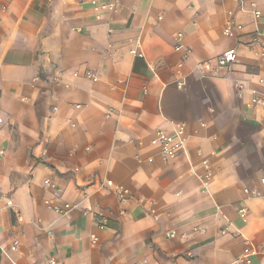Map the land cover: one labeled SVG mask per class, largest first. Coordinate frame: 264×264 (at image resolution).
<instances>
[{"label":"crops","instance_id":"crops-1","mask_svg":"<svg viewBox=\"0 0 264 264\" xmlns=\"http://www.w3.org/2000/svg\"><path fill=\"white\" fill-rule=\"evenodd\" d=\"M120 1L98 18L92 0H0V264H240L244 238L264 264V200L244 192L264 175V106L251 104L252 88L264 94L251 44L256 32L264 40V0L258 20L238 0ZM229 18L244 26L235 37ZM179 32L192 50L183 88ZM233 47L230 70L198 67ZM180 123L186 148L165 162L152 138ZM108 178L132 196L100 188ZM47 179L78 206L48 208L59 201Z\"/></svg>","mask_w":264,"mask_h":264},{"label":"built area","instance_id":"built-area-1","mask_svg":"<svg viewBox=\"0 0 264 264\" xmlns=\"http://www.w3.org/2000/svg\"><path fill=\"white\" fill-rule=\"evenodd\" d=\"M242 4V10H246L250 12L253 16V19L258 20L263 17V11L260 9L257 0H238ZM93 7L97 12V17H100L99 12L101 10H108L111 12H117L121 6L120 0H106L105 2H98L97 0H92ZM246 4H248V8H245ZM232 13V12H230ZM244 28L243 24L236 23L232 18H229L224 24V34L229 37H235L237 34ZM251 44L253 46L254 52L262 59H264V40L261 38V34L256 32L254 36H252ZM176 50L181 51L183 54L182 59L178 62L175 69V84L178 88H183L186 86L187 77L184 72L185 61L188 56L191 54V48L187 44L184 43V34L182 32L177 33L176 35ZM132 53L135 56H144L141 50L140 40H136L135 47L132 49ZM237 59V48L233 47L228 49L227 51L220 54L215 60V65H213V61H205L198 64L199 68H205L207 70H212L214 67L216 70L226 69L230 70L233 64ZM86 76L92 79L93 81H97L99 77L97 74L92 71H87ZM263 81V79H262ZM244 84L241 83L238 85V94L240 97L243 96ZM147 88L144 89L146 93ZM252 105H261L264 106V94L260 93L257 89H251ZM1 122V118H0ZM185 124H178L177 128L174 132H168L164 129L156 130L153 138L152 144L158 146L160 148V155L163 161L168 162L170 160H174L177 158L186 148L187 137L185 131ZM4 154V150L0 148V156ZM205 173L203 175V181L207 184L213 177L212 169L210 168L208 160H204ZM261 189L245 187L244 192L247 195V198H262L264 200V175L260 179ZM45 185L51 192L52 198L59 201H47L48 208L60 213V214H68L72 209L77 207V204H72L66 201H60L63 198V190L62 188L55 182L54 180L47 179L45 180ZM100 188L109 189L113 191L119 198L120 202L126 201L128 198L132 196V191L126 185L115 181L114 179L108 178L104 182L100 184ZM8 206H13V202L11 199L7 200ZM92 212L91 208H87L85 213ZM152 212L154 210L152 209ZM249 210L246 206H243L239 209V214L243 221H247ZM17 218L21 219L22 214L16 212ZM104 223L101 222L100 226H103ZM197 230H203L198 228ZM222 234L227 235L230 234L232 236H242L240 232L230 233L227 230H222ZM176 232H172L168 234V237H175ZM93 241L97 242V236L93 235ZM20 240L14 239L8 248H3V253L11 257L12 253L17 252L20 247ZM257 253V247L247 238H244V248L242 255L238 259L240 264H253L252 257ZM15 261V260H13ZM50 264H56L55 259L50 260ZM138 264V263H135Z\"/></svg>","mask_w":264,"mask_h":264}]
</instances>
